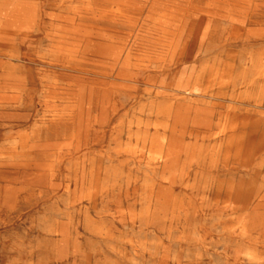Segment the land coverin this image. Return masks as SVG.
<instances>
[{
    "label": "rangeland",
    "instance_id": "1",
    "mask_svg": "<svg viewBox=\"0 0 264 264\" xmlns=\"http://www.w3.org/2000/svg\"><path fill=\"white\" fill-rule=\"evenodd\" d=\"M161 1L0 0V264H264V0L239 14L246 43L221 15L196 34L189 13L161 28L174 14ZM215 68L223 78L185 99L180 85ZM171 101L227 133L189 126L172 165ZM249 191L252 209H232Z\"/></svg>",
    "mask_w": 264,
    "mask_h": 264
},
{
    "label": "bare ground",
    "instance_id": "2",
    "mask_svg": "<svg viewBox=\"0 0 264 264\" xmlns=\"http://www.w3.org/2000/svg\"><path fill=\"white\" fill-rule=\"evenodd\" d=\"M196 1H201V0H196ZM205 1V0H204ZM207 4H208V9L205 10H200L194 6H192V2H194V0H163L161 1V5L163 6H171L174 14H170L168 17L167 16H163L161 18H159L158 20V24L160 25L161 28L164 27H179L180 24L183 23V19H185V17L187 18V14H191L192 17V24L193 26L195 25L196 28H194L195 30V34L200 31L204 25H206L207 20L210 21L211 18H213L214 16L218 15V16H222L227 18V20L230 22V30L233 33V37H229V39H227L228 41H231V39H234L235 41H242V42H247V41H252L250 40V38H248L249 34L247 33V25H248V20L247 17L244 15H239L240 13H242V9H244L245 5H249V1L250 0H206ZM259 1V0H258ZM13 2V1H12ZM27 2V1H26ZM91 2V1H90ZM7 3V2H6ZM16 3V2H15ZM32 3V2H30ZM2 4V3H1ZM5 4V2H4ZM33 4V3H32ZM100 4V3H97ZM11 5V4H10ZM19 5V4H18ZM28 5H30L28 3ZM64 5H66L64 3ZM102 5V4H101ZM4 6V5H3ZM2 6V7H3ZM25 6V5H24ZM34 6V5H33ZM72 6V5H71ZM70 6V7H71ZM95 6V5H93ZM92 6V7H93ZM108 6V5H107ZM111 6V5H110ZM113 6V5H112ZM261 6V5H260ZM259 6V8H260ZM264 6V5H263ZM61 7V6H60ZM76 7V6H74ZM98 7V6H97ZM251 7V6H250ZM4 8V7H3ZM12 8V7H10ZM27 8V7H26ZM65 8V7H64ZM73 8V7H72ZM263 8V7H262ZM5 9V8H4ZM9 10V8H7ZM30 9V8H29ZM78 9V8H77ZM91 9V8H90ZM116 9V8H115ZM122 9V8H120ZM149 9V8H148ZM1 10V9H0ZM66 10V9H65ZM70 10V9H69ZM68 10V11H69ZM95 10V9H94ZM100 10V8H99ZM103 10V9H102ZM175 10V11H174ZM4 11V10H3ZM10 11V10H9ZM8 11V12H9ZM34 11V9H33ZM60 11V10H58ZM67 11V10H66ZM72 10H70L71 12ZM85 11V10H84ZM89 11V10H88ZM105 11V10H104ZM252 11V10H251ZM95 12V11H94ZM129 12V10H128ZM33 13V12H32ZM90 13V12H89ZM116 13V12H115ZM251 13V12H250ZM91 14V13H90ZM93 14V13H92ZM97 14V12H96ZM101 14V13H100ZM143 14V13H142ZM149 14V13H148ZM32 15V14H31ZM73 15V14H72ZM82 15V14H81ZM88 15V14H87ZM95 16V14H93ZM121 15V14H120ZM135 15V14H134ZM258 15V14H257ZM84 16V15H82ZM113 16V15H112ZM145 16V15H144ZM143 16V18H144ZM254 16V15H253ZM106 17V16H105ZM111 17V16H110ZM116 17V16H115ZM134 17V16H133ZM136 17V16H135ZM16 18V17H15ZM101 18V17H100ZM117 18V17H116ZM91 19V18H90ZM256 19V18H253ZM259 19V18H258ZM126 20H128L126 18ZM252 20V19H251ZM42 21V20H41ZM83 21V20H82ZM103 21V20H102ZM120 21V19H119ZM153 21V20H152ZM189 21V19H188ZM201 21V22H199ZM76 22V21H75ZM84 22V21H83ZM107 22V21H106ZM121 22V21H120ZM132 22V21H131ZM138 22V21H137ZM149 22V21H148ZM253 22V21H252ZM258 22V21H257ZM82 23V22H81ZM109 23V22H108ZM116 23V22H115ZM44 24V23H43ZM57 24V23H56ZM136 24V23H135ZM190 24V22H189ZM189 24H188V28H189ZM253 24V23H252ZM61 25V24H59ZM120 25V24H119ZM251 25V24H249ZM104 26V25H102ZM126 26V25H125ZM184 26V25H183ZM187 26V24H186ZM254 26V24H253ZM42 27V26H41ZM132 27V26H131ZM182 27V26H181ZM185 27V26H184ZM113 28V27H112ZM120 28V27H119ZM61 29V28H60ZM68 29V28H67ZM91 29V28H89ZM42 30V29H41ZM10 33L9 31L5 34ZM65 33V31H64ZM77 33V32H76ZM85 33V32H84ZM91 33V32H90ZM99 33V32H97ZM105 33V32H104ZM103 33V34H104ZM191 33V32H190ZM71 35V33H69ZM68 34V35H69ZM92 34V33H91ZM116 34V33H115ZM118 34V33H117ZM74 35V34H73ZM101 35V34H100ZM122 35V34H121ZM124 35V34H123ZM132 35V34H131ZM189 35V34H188ZM63 36V35H62ZM81 36V35H80ZM84 36V35H83ZM91 36V35H90ZM102 36V35H101ZM64 37V36H63ZM74 37V36H73ZM75 38V37H74ZM113 38V37H112ZM122 38V36H121ZM38 39V38H37ZM80 39V37H79ZM186 39V38H185ZM83 40V39H82ZM109 40V39H108ZM119 40V39H117ZM187 40V39H186ZM189 40V39H188ZM7 41V40H6ZM43 42V41H42ZM110 42V41H109ZM150 42V41H149ZM184 42V41H183ZM254 42V41H253ZM3 43V42H2ZM9 43V41H8ZM7 43V44H8ZM17 43V42H16ZM89 43V42H88ZM176 43V42H175ZM174 43V44H175ZM91 44V43H90ZM9 45V44H8ZM92 45V44H91ZM96 45V44H95ZM130 45V44H129ZM11 46V44H10ZM41 46V45H40ZM86 46V45H85ZM94 46V45H93ZM97 46V45H96ZM115 46V45H114ZM127 46V45H126ZM9 47V46H8ZM25 47V46H23ZM123 47V46H122ZM173 47V46H172ZM177 47V46H176ZM3 48V47H2ZM26 48V47H25ZM41 48V47H39ZM124 48V47H123ZM7 49V48H6ZM10 49V47L8 48ZM92 49V48H91ZM102 49V48H101ZM117 49V48H116ZM119 49V48H118ZM125 49V48H124ZM131 49V48H130ZM188 49V48H187ZM23 50V49H22ZM37 50V49H36ZM103 50V49H102ZM1 51V50H0ZM44 51V50H43ZM173 51V50H172ZM23 52V51H22ZM31 52V51H30ZM167 52V51H166ZM6 53V52H5ZM37 53V52H36ZM85 53V52H83ZM88 53V50H87ZM123 53V52H122ZM131 53V52H130ZM134 53V52H133ZM8 54V53H7ZM33 54V53H32ZM81 54V53H80ZM105 54V53H104ZM171 54V53H170ZM20 55V54H19ZM16 54V56H19ZM36 55V54H35ZM107 55V52H106ZM110 55V54H109ZM12 56V55H11ZM15 56V55H14ZM12 56V57H14ZM42 56V55H40ZM86 56V55H85ZM105 56V55H104ZM173 56V55H172ZM20 57V56H19ZM48 57H51L48 55ZM64 57V55H63ZM110 57V56H109ZM53 58V57H52ZM60 58V57H59ZM58 58V60H59ZM67 58V57H66ZM44 59V58H43ZM47 59V58H46ZM49 59V58H48ZM112 59V58H111ZM114 59V57H113ZM121 59V58H120ZM178 59V58H177ZM19 60V59H18ZM45 60V59H44ZM51 60V59H50ZM67 60V59H66ZM55 61V60H54ZM68 61V60H67ZM66 61V62H67ZM118 61V60H116ZM177 61V60H176ZM25 62V61H24ZM49 62V61H48ZM179 62V61H178ZM184 62V61H183ZM7 63V62H6ZM53 63V62H52ZM103 63V62H102ZM15 64V63H14ZM13 64V65H14ZM19 64V61H18ZM23 64V63H22ZM118 64V63H117ZM176 64V63H175ZM17 64H15L16 66ZM38 65V64H37ZM162 65V64H161ZM41 66V65H40ZM47 66V65H46ZM62 66V65H61ZM66 67V65H64ZM132 66V65H131ZM148 66V65H147ZM7 67V66H6ZM45 67V66H44ZM53 67V66H52ZM23 68V67H22ZM68 68V67H66ZM212 68V67H211ZM5 69V68H4ZM55 69V68H54ZM65 69V68H64ZM156 69V68H155ZM255 69V70H254ZM254 71H252V76L254 77L253 80H257L258 78H260V74H261V70L260 67L255 66L254 67ZM25 70V69H24ZM210 70V67H209ZM14 71V70H13ZM16 71V70H15ZM18 71V70H17ZM26 71V70H25ZM39 71V70H37ZM95 71V70H94ZM52 72V71H51ZM57 72V71H55ZM110 72V71H109ZM209 72V71H208ZM93 73V72H91ZM153 73V72H152ZM156 73V72H154ZM153 73V74H154ZM24 74V73H22ZM84 74V72H83ZM95 74V73H94ZM99 73H97L98 75ZM101 74V73H100ZM150 74V73H149ZM25 75V74H24ZM31 75V74H30ZM7 76V75H6ZM5 76V77H6ZM42 76V75H41ZM40 76V77H41ZM150 76H152L150 74ZM258 76V77H255ZM4 77V76H3ZM10 77V76H8ZM21 78V76H18ZM23 77V76H22ZM109 77V76H108ZM33 78V77H31ZM148 78V77H147ZM151 78V77H150ZM223 78V72L220 68H215L212 69L210 74H207L205 72L201 73L198 77V79L196 80V82L193 85H190V83L187 84V82L184 84L180 85L179 91L183 92L186 94V98L187 100L191 99V97L197 96L199 98H201L202 96H205V94L207 93L204 85L206 84V82L211 81L214 82L215 84H217L221 79ZM3 79V78H2ZM37 79V78H36ZM42 79V78H41ZM50 78H48L49 80ZM47 80V81H48ZM58 80V79H56ZM119 80V79H118ZM150 80V79H149ZM14 81V80H13ZM38 81V80H37ZM51 81V80H50ZM184 81V80H183ZM53 82V81H52ZM63 82V81H62ZM142 83V82H141ZM30 84V83H29ZM66 84V82H65ZM144 84V83H143ZM33 85V84H31ZM35 85V84H34ZM43 85V84H42ZM70 85V84H68ZM75 85V84H74ZM149 85V84H148ZM179 85V84H178ZM36 86V85H35ZM80 86V85H79ZM86 86V85H85ZM25 88V87H24ZM44 88V87H43ZM88 88V87H87ZM98 88V87H97ZM108 88V87H107ZM41 89V88H40ZM138 88H136L137 90ZM46 90V89H45ZM97 90V89H96ZM44 91V90H43ZM125 91V90H124ZM79 92V90H78ZM88 92V91H87ZM123 92V91H122ZM29 93V91H28ZM146 93V92H145ZM22 94V93H21ZM25 94V93H24ZM98 94V92H97ZM16 95V94H15ZM146 95V94H145ZM97 96V95H96ZM40 97H42L40 95ZM39 98V97H38ZM20 99V98H19ZM40 99V98H39ZM93 99V98H92ZM16 100V99H15ZM31 100V99H30ZM36 100V99H35ZM54 100V99H53ZM116 100V99H115ZM66 101V100H65ZM71 101V100H70ZM88 101V100H87ZM113 101V100H112ZM11 102V101H10ZM17 102V101H15ZM24 102V101H23ZM46 102V101H45ZM90 102V101H89ZM92 102V101H91ZM168 102V101H167ZM3 103V102H2ZM1 103V104H2ZM32 103V102H31ZM63 103V102H62ZM61 103V104H62ZM99 103V102H98ZM120 103V102H119ZM164 103V102H163ZM68 104V103H66ZM34 105V103H33ZM31 104V106H33ZM37 105V104H36ZM54 105V104H53ZM5 106V105H3ZM90 106V105H89ZM6 107V106H5ZM28 107V106H26ZM68 107V106H67ZM144 107V106H143ZM89 108V107H88ZM145 108V107H144ZM190 107L187 105H180L179 103H177V101H171L169 104L165 105V107L163 108V112L165 114H167V116H169V118H171L172 120V126H171V134H172V139H167L165 138L163 140L164 143V147L168 146L167 148H165V151L162 155L163 159L165 158L167 161H169L172 165L177 164V162H179V158H180V154H181V150H178L177 145L179 144V142L181 141L182 137H184L186 135V129L189 126H193V130L189 133L190 136L193 137H198L199 135H201L202 133L205 134L207 133V135H205L204 137H207L208 139L212 140L213 138H223V136L227 133V128L224 126L223 129L220 132H216L213 135L210 133L211 131H213L214 129H216L215 127H217V124H215L213 122V117L214 114L211 112H206L204 114H202L201 116H199V118H196L195 121H191L188 118V115L190 113ZM1 109V106H0ZM7 109V108H6ZM9 109V108H8ZM12 109V108H11ZM20 109V107H19ZM66 109V108H65ZM36 110V109H35ZM201 110V109H200ZM23 111V109H22ZM28 111V110H27ZM47 111V110H46ZM57 111V110H56ZM91 111V110H90ZM144 111H146V108L144 109ZM33 112V111H32ZM35 112V111H34ZM53 112V111H52ZM51 112V113H52ZM41 113V112H40ZM57 113V112H56ZM59 113V112H58ZM144 113V112H143ZM13 114V113H12ZM42 115V114H41ZM62 115V114H61ZM34 116V115H33ZM57 116V115H56ZM195 116V115H194ZM43 117V116H42ZM48 117V116H47ZM55 117V116H54ZM18 118V117H17ZM65 118V117H64ZM52 119V118H51ZM54 119V118H53ZM60 119V118H59ZM58 119V120H59ZM64 120V119H63ZM140 120V119H139ZM147 120V119H146ZM81 121V120H80ZM13 122H17V121H13ZM21 122V121H20ZM37 122V121H36ZM32 123V122H30ZM48 123V122H47ZM51 123V122H50ZM80 123V122H79ZM15 124V123H14ZM26 124V123H25ZM56 124V123H55ZM62 125V124H61ZM60 125V126H61ZM67 125V124H66ZM71 125V124H70ZM138 125V124H137ZM25 126V125H24ZM49 126V125H48ZM84 126V125H83ZM140 126V125H138ZM156 126V124H155ZM4 127V126H3ZM8 127V126H7ZM15 128V126H13ZM17 127V126H16ZM70 126H67V128ZM75 127V126H74ZM154 127V126H152ZM130 128V125H129ZM135 128V127H134ZM143 128V127H142ZM5 129V128H4ZM40 129V128H39ZM42 129V128H41ZM45 129V128H44ZM55 129V128H54ZM130 130V129H129ZM44 131V130H43ZM47 131V129H46ZM56 131V129H55ZM92 131V130H91ZM90 132V131H89ZM152 132V131H151ZM205 132V133H204ZM54 133V132H53ZM155 133V132H154ZM153 133V135H154ZM165 133V132H164ZM163 133V134H164ZM41 134V133H40ZM74 134V133H73ZM147 134V133H146ZM162 134V133H161ZM51 135V134H50ZM157 135V133H156ZM84 136V135H83ZM147 136V135H146ZM31 137V136H30ZM74 137V136H73ZM78 137V136H76ZM89 137V136H88ZM161 137V136H160ZM203 137V136H202ZM9 138V137H8ZM15 138V137H14ZM13 138V139H14ZM47 138V137H46ZM49 139V138H47ZM58 139V138H57ZM64 139V138H63ZM84 139V138H83ZM76 140V139H75ZM5 141V140H4ZM13 141V140H12ZM61 141V140H60ZM67 141V140H66ZM28 142V139L26 137H24L22 139V143L24 145H26ZM30 142V141H29ZM157 142V141H156ZM85 143V141H84ZM235 146L237 147V156H239V159L242 160V162L245 163V160L247 158L246 155L241 154L242 152V148L243 146L239 143H236ZM1 147V146H0ZM8 147V146H7ZM77 147V146H76ZM14 148V147H13ZM153 148V147H152ZM135 149V148H134ZM15 150V149H14ZM17 150V149H16ZM75 150V149H74ZM198 150V149H197ZM50 152V151H49ZM57 152V151H56ZM148 152V151H147ZM130 153V152H129ZM148 154H150L148 152ZM22 155V154H21ZM32 156V155H31ZM52 156V155H51ZM135 156V155H134ZM149 156V155H147ZM36 157V156H35ZM39 157V156H38ZM45 157V156H43ZM42 157V158H43ZM49 157V156H48ZM47 157V158H48ZM41 159V158H40ZM135 159V158H133ZM132 160V159H131ZM199 160V159H198ZM7 161V160H6ZM16 161V160H15ZM23 161V160H22ZM45 161V160H44ZM30 162V160L28 161ZM35 162V161H34ZM131 162V161H130ZM24 163V162H22ZM32 163V162H30ZM38 163V162H37ZM56 163V162H55ZM145 163V162H144ZM152 163V161L150 162ZM198 163V162H197ZM33 164V163H32ZM147 164V163H146ZM153 164V163H152ZM185 164V163H184ZM26 165V164H25ZM13 166V165H12ZM11 166V167H12ZM18 166V165H17ZM199 166V165H198ZM27 167V166H26ZM36 167V164L35 166ZM52 167V165H51ZM54 167V166H53ZM15 168V167H14ZM24 168V167H23ZM190 169V168H189ZM188 169V170H189ZM194 169V168H193ZM149 170V169H148ZM192 171V170H191ZM190 171V172H191ZM153 172V171H151ZM187 174V172H186ZM155 180V179H154ZM93 181V179L91 180ZM153 181V179H152ZM94 183V182H93ZM92 185V184H91ZM153 189V188H152ZM252 193L249 192H245V193H239L237 196H235L234 198H232V202H231V206L232 209L236 210V211H250L252 209V206L254 205L255 202V197L256 195H251ZM152 199V198H151ZM179 199V198H178ZM153 199L151 200L152 203ZM185 201V200H184ZM182 202V201H181ZM150 203V202H149ZM174 204V203H173ZM179 205V204H178ZM183 205V204H182ZM181 205V206H182ZM174 206V205H173ZM187 208V207H186ZM151 209V208H150ZM179 210L181 209L180 207L178 208ZM231 209V210H232ZM184 210V209H183ZM233 210V211H234ZM182 211V210H180ZM182 213V212H180ZM238 213V212H237ZM247 218V217H246ZM244 221V220H243ZM241 223V222H240ZM244 224V223H243ZM242 225V223H241ZM248 225V224H247ZM246 234V233H245Z\"/></svg>",
    "mask_w": 264,
    "mask_h": 264
}]
</instances>
